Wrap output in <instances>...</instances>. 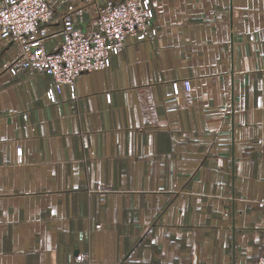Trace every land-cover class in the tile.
<instances>
[{
  "label": "crops",
  "instance_id": "1",
  "mask_svg": "<svg viewBox=\"0 0 264 264\" xmlns=\"http://www.w3.org/2000/svg\"><path fill=\"white\" fill-rule=\"evenodd\" d=\"M106 1L48 0L47 49ZM151 3L145 39L61 91L0 33V264L264 254V0Z\"/></svg>",
  "mask_w": 264,
  "mask_h": 264
},
{
  "label": "built area",
  "instance_id": "2",
  "mask_svg": "<svg viewBox=\"0 0 264 264\" xmlns=\"http://www.w3.org/2000/svg\"><path fill=\"white\" fill-rule=\"evenodd\" d=\"M53 16L48 0H0V33L17 44L11 70L49 73L57 91L63 86L74 88L83 72L104 68L129 40L145 39L153 23L151 0L106 1L99 5L91 29L78 27L72 13H65L59 49L50 51L45 41L57 35L47 28ZM185 85L190 90V81L185 80ZM50 94L53 97V91ZM254 264H264V254Z\"/></svg>",
  "mask_w": 264,
  "mask_h": 264
}]
</instances>
